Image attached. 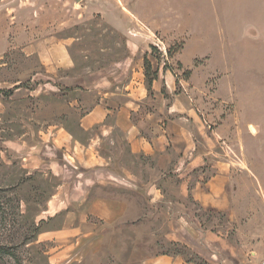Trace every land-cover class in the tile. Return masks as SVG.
I'll return each mask as SVG.
<instances>
[{
  "label": "rangeland",
  "instance_id": "374dc122",
  "mask_svg": "<svg viewBox=\"0 0 264 264\" xmlns=\"http://www.w3.org/2000/svg\"><path fill=\"white\" fill-rule=\"evenodd\" d=\"M115 11L142 24L133 35L150 43L153 73L173 69L176 95L209 130V158L231 166L233 216L191 199L168 209L177 195L147 187L151 173L139 166L131 188L95 169L117 164V144L87 153L80 118L96 100L60 81L127 53ZM55 46L69 50L71 73L53 67ZM97 198L118 201L122 217L90 214ZM115 228L154 255L196 264L264 258V0H0V264H115Z\"/></svg>",
  "mask_w": 264,
  "mask_h": 264
},
{
  "label": "crops",
  "instance_id": "0c3cea01",
  "mask_svg": "<svg viewBox=\"0 0 264 264\" xmlns=\"http://www.w3.org/2000/svg\"><path fill=\"white\" fill-rule=\"evenodd\" d=\"M111 21L116 28L128 29L124 36L127 53L102 70L80 76L69 74L60 81L66 88H82L96 100L80 118L81 130L91 134L87 153L99 156V152L117 144V164L113 168L101 165L95 169H103L110 178L131 188L138 181L139 166L140 171L151 173L153 182L147 187L157 189L158 184L165 183L177 195L175 200L167 198L168 209L176 210L186 199H191L204 212L233 216L236 201L231 166L209 158L211 151L206 140L210 133L201 115L187 105L182 94L176 95L175 77L164 67H155L158 77L149 89L144 59L150 43L134 36L132 30L142 24L132 19L117 20V11ZM53 54L57 73H71L74 63L69 50L55 46L51 49ZM115 132L119 134L117 137ZM218 134L219 128L212 135ZM207 166L206 171L212 174L205 179ZM117 203L108 198L93 199L88 201L89 212L115 223L122 217ZM181 219L185 218L181 216ZM71 231L73 235L80 234L78 228ZM112 231L109 253L115 264H196L181 255L157 256L146 251L130 237L131 230Z\"/></svg>",
  "mask_w": 264,
  "mask_h": 264
},
{
  "label": "trees",
  "instance_id": "16d2710c",
  "mask_svg": "<svg viewBox=\"0 0 264 264\" xmlns=\"http://www.w3.org/2000/svg\"><path fill=\"white\" fill-rule=\"evenodd\" d=\"M151 49L153 50H156L155 47H151ZM169 54H170V51H169ZM158 59H160L159 57H156ZM144 67H145V76H146V79H147V83H148V86H149V89L150 87L152 86L154 80L157 79V73H153V67H152V64L150 62V60L146 57L145 60H144ZM180 67L182 68V66L180 65ZM179 67V68H180ZM165 69H170L172 70L173 74H174V71L172 68H170L167 64L165 66ZM186 74V73H185ZM187 74H190V73H187Z\"/></svg>",
  "mask_w": 264,
  "mask_h": 264
},
{
  "label": "built area",
  "instance_id": "2783aa9c",
  "mask_svg": "<svg viewBox=\"0 0 264 264\" xmlns=\"http://www.w3.org/2000/svg\"><path fill=\"white\" fill-rule=\"evenodd\" d=\"M259 264H264V258L260 261Z\"/></svg>",
  "mask_w": 264,
  "mask_h": 264
},
{
  "label": "water",
  "instance_id": "95a60500",
  "mask_svg": "<svg viewBox=\"0 0 264 264\" xmlns=\"http://www.w3.org/2000/svg\"><path fill=\"white\" fill-rule=\"evenodd\" d=\"M79 1H81V0H79Z\"/></svg>",
  "mask_w": 264,
  "mask_h": 264
}]
</instances>
